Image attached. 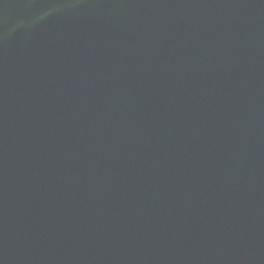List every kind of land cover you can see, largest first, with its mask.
I'll return each instance as SVG.
<instances>
[{
  "label": "water",
  "instance_id": "water-1",
  "mask_svg": "<svg viewBox=\"0 0 264 264\" xmlns=\"http://www.w3.org/2000/svg\"><path fill=\"white\" fill-rule=\"evenodd\" d=\"M0 264H264V0H0Z\"/></svg>",
  "mask_w": 264,
  "mask_h": 264
}]
</instances>
